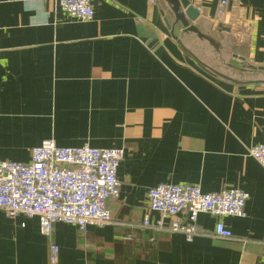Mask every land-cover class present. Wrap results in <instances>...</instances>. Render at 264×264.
Segmentation results:
<instances>
[{
    "label": "crops",
    "instance_id": "obj_1",
    "mask_svg": "<svg viewBox=\"0 0 264 264\" xmlns=\"http://www.w3.org/2000/svg\"><path fill=\"white\" fill-rule=\"evenodd\" d=\"M190 1L220 50L173 34L163 0H94L91 21L55 0H0V159L28 163L50 140L124 151L111 223L44 234L0 209V264H52L53 245L56 264H264V169L248 154L264 145V0H228L224 18L221 0ZM160 184L239 189L245 217L202 214L191 241L143 228L160 220L148 200ZM220 220L231 239L215 236Z\"/></svg>",
    "mask_w": 264,
    "mask_h": 264
},
{
    "label": "built area",
    "instance_id": "obj_2",
    "mask_svg": "<svg viewBox=\"0 0 264 264\" xmlns=\"http://www.w3.org/2000/svg\"><path fill=\"white\" fill-rule=\"evenodd\" d=\"M55 1L72 18L94 19V0ZM227 5L228 0L220 1L219 18H224ZM248 154L264 169V145L250 147ZM123 157V150L87 145L64 148L50 140L32 149L28 163L0 159V209L10 217H38L44 234H50L56 223L74 225L82 232L91 225L109 224V202L121 191L118 169ZM248 199L249 194L239 189L204 193L198 185L160 184L148 192L150 210L158 213L160 220L152 223L146 215L141 227L177 233L191 241L200 233V215L243 218ZM214 234L220 239L233 237L221 220ZM262 245L264 249V238ZM58 252L59 246L53 245L52 264L58 262Z\"/></svg>",
    "mask_w": 264,
    "mask_h": 264
},
{
    "label": "water",
    "instance_id": "obj_3",
    "mask_svg": "<svg viewBox=\"0 0 264 264\" xmlns=\"http://www.w3.org/2000/svg\"><path fill=\"white\" fill-rule=\"evenodd\" d=\"M165 5L168 7L170 16L166 15L165 23L167 27L175 34L177 27H182L186 33H193L197 35L200 39L207 41L214 49L220 50L218 43L210 38L209 36L202 33L194 23L199 19L200 12L198 9L191 5L190 0H163ZM165 6V7H166ZM219 31L229 33L231 30L225 27L223 24L219 25ZM191 53V52H190ZM192 56H194L191 53ZM194 58L201 64H203L198 58ZM220 78L231 81L236 84H242L241 82L225 76L215 70H212ZM259 84L258 82H255ZM264 83V82H263Z\"/></svg>",
    "mask_w": 264,
    "mask_h": 264
}]
</instances>
